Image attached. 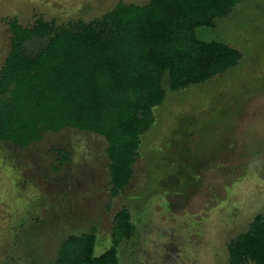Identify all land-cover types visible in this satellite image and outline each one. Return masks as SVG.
Segmentation results:
<instances>
[{"label": "rangeland", "instance_id": "1", "mask_svg": "<svg viewBox=\"0 0 264 264\" xmlns=\"http://www.w3.org/2000/svg\"><path fill=\"white\" fill-rule=\"evenodd\" d=\"M150 1L0 0V70L13 20L61 29ZM197 34L243 57L178 91L165 76L167 96L117 194L103 136L66 127L28 147L0 140V264H56L65 241L92 233L101 256L123 209L135 232L118 248L120 264H233L231 243L264 217V0H241Z\"/></svg>", "mask_w": 264, "mask_h": 264}, {"label": "trees", "instance_id": "2", "mask_svg": "<svg viewBox=\"0 0 264 264\" xmlns=\"http://www.w3.org/2000/svg\"><path fill=\"white\" fill-rule=\"evenodd\" d=\"M241 0L120 2L102 19L57 29L39 20L10 22L12 41L0 70V140L28 147L66 127L103 136L108 143L113 193L124 189L139 159L141 136L169 89L178 91L237 67L242 53L201 39ZM112 246L95 255L97 234L65 241L56 264H120L118 248L135 227L123 209L115 215ZM233 264H264V217L230 245Z\"/></svg>", "mask_w": 264, "mask_h": 264}]
</instances>
